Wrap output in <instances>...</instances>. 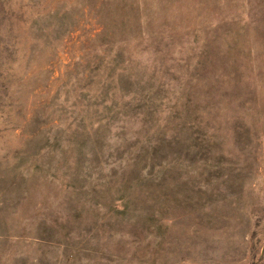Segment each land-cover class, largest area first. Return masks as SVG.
Returning a JSON list of instances; mask_svg holds the SVG:
<instances>
[{
	"label": "rangeland",
	"instance_id": "obj_1",
	"mask_svg": "<svg viewBox=\"0 0 264 264\" xmlns=\"http://www.w3.org/2000/svg\"><path fill=\"white\" fill-rule=\"evenodd\" d=\"M0 264H264V0H0Z\"/></svg>",
	"mask_w": 264,
	"mask_h": 264
}]
</instances>
